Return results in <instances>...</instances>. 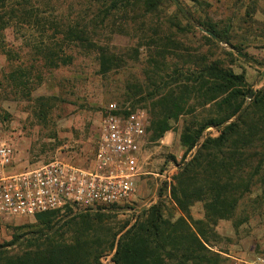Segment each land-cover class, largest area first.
Wrapping results in <instances>:
<instances>
[{
  "label": "rangeland",
  "instance_id": "1",
  "mask_svg": "<svg viewBox=\"0 0 264 264\" xmlns=\"http://www.w3.org/2000/svg\"><path fill=\"white\" fill-rule=\"evenodd\" d=\"M110 3L108 0H13V5L32 7L39 14H35L38 19L50 22L88 23L97 19L94 40L123 57L125 65L102 74L95 50L71 44L63 52L56 47L67 63L54 68L40 51L49 44V35L53 34L50 27L47 34L27 25L21 29L9 28L5 31L6 51L0 50V148L13 149V165L6 169L7 174L54 162L88 170L95 165L109 105L117 103L145 111L148 127L140 151L136 192L119 205L92 212L105 216L103 227L117 231L126 221L159 201L165 206L166 217H180L171 189L174 177L196 153V149L187 153L181 145L184 117L172 123L173 130L163 139H152L149 94L154 88H150L148 74L154 77L156 58L160 70L169 75L178 67L185 71L200 68L203 57L208 63L220 62L236 74H243L249 89L244 110L249 109L256 94L264 90V0H160L154 13L147 12L142 5L129 7L123 16L103 19ZM101 18L105 26H101ZM199 21L230 30L233 46L211 40ZM62 38L58 35L57 39ZM43 40L46 44L41 43ZM159 51L166 55L164 60L152 56ZM167 80H170L168 76ZM207 110H203L204 115ZM218 135L216 128H208L204 134L205 137ZM253 161L249 172H254L259 163L258 158ZM262 179V175L256 176L257 183L245 195L236 215L219 220L214 227L218 234L212 239L214 249L224 257V264L264 257ZM191 213L195 220H205L204 204L197 202ZM75 214L79 213H71ZM35 224V218L31 217L0 219V244L11 241L16 228ZM113 255H105L103 263L114 264Z\"/></svg>",
  "mask_w": 264,
  "mask_h": 264
},
{
  "label": "trees",
  "instance_id": "2",
  "mask_svg": "<svg viewBox=\"0 0 264 264\" xmlns=\"http://www.w3.org/2000/svg\"><path fill=\"white\" fill-rule=\"evenodd\" d=\"M108 1L111 5L104 10L103 19L123 16L129 7L142 5L147 12L154 13L160 2ZM36 13L32 7L13 5V0H0L2 52L7 48L5 31L9 28L27 25L47 34L50 27L49 32L53 34L49 35V44L40 51L51 67L67 63L64 55L56 52V47L63 52V48L71 44L95 50L102 74L124 67L123 57L94 40L97 19L88 23L50 22L38 19ZM102 18L101 26H105ZM198 24L211 40L233 46L230 30L201 21ZM58 35L63 38L58 40ZM41 43L46 44V41ZM152 56L166 58L163 51ZM200 62L196 70L185 71L178 67L169 75L160 70L156 58L154 77L146 73L150 88H154L149 94L152 139H163L173 130L172 123L184 117L181 145L187 153L196 149L174 177L171 189L180 217H166L161 201L140 211L117 231L103 227L105 216L100 213L93 215L83 211L71 215L75 211L68 208L38 214L35 225L16 228L12 240L0 244V264H104L102 258L108 253H114V264L225 263L224 257L214 249L212 239L218 237L214 227L219 220L236 215L245 195L251 193L257 183L256 176L264 178V90L259 91L251 107L244 110L249 94L245 76L223 67L220 62L208 63L205 57ZM17 85L24 86V83ZM199 110H207V114ZM208 128L218 129V137H205ZM254 158H258L259 163L254 172H249ZM260 182L264 185V179ZM197 202L204 204L205 220H195L191 213Z\"/></svg>",
  "mask_w": 264,
  "mask_h": 264
},
{
  "label": "built area",
  "instance_id": "3",
  "mask_svg": "<svg viewBox=\"0 0 264 264\" xmlns=\"http://www.w3.org/2000/svg\"><path fill=\"white\" fill-rule=\"evenodd\" d=\"M148 116L141 109L111 103L93 168L54 162L36 169L6 172L13 149L0 148V219L35 218L50 211L94 212L119 205L136 192L141 147ZM236 264H264V257Z\"/></svg>",
  "mask_w": 264,
  "mask_h": 264
}]
</instances>
